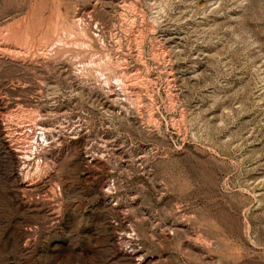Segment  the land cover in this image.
<instances>
[{"label": "rangeland", "instance_id": "374dc122", "mask_svg": "<svg viewBox=\"0 0 264 264\" xmlns=\"http://www.w3.org/2000/svg\"><path fill=\"white\" fill-rule=\"evenodd\" d=\"M0 264H264V0H0Z\"/></svg>", "mask_w": 264, "mask_h": 264}, {"label": "bare ground", "instance_id": "6f19581e", "mask_svg": "<svg viewBox=\"0 0 264 264\" xmlns=\"http://www.w3.org/2000/svg\"><path fill=\"white\" fill-rule=\"evenodd\" d=\"M77 42V41H76ZM43 131V130H42ZM43 135H44V133H43ZM45 137V136H44Z\"/></svg>", "mask_w": 264, "mask_h": 264}]
</instances>
